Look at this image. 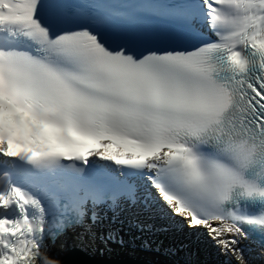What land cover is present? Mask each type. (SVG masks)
<instances>
[{
	"label": "snow or ice",
	"instance_id": "obj_1",
	"mask_svg": "<svg viewBox=\"0 0 264 264\" xmlns=\"http://www.w3.org/2000/svg\"><path fill=\"white\" fill-rule=\"evenodd\" d=\"M160 21L198 43L138 52ZM0 157L28 166L0 172V264H54L48 217L114 206L136 174L239 258L264 230V0H0Z\"/></svg>",
	"mask_w": 264,
	"mask_h": 264
},
{
	"label": "bare ground",
	"instance_id": "obj_2",
	"mask_svg": "<svg viewBox=\"0 0 264 264\" xmlns=\"http://www.w3.org/2000/svg\"><path fill=\"white\" fill-rule=\"evenodd\" d=\"M120 222H122V221H120ZM198 231V230H197ZM118 240V239H117ZM123 242V241H122ZM99 244L105 249V251L106 252H108V251H110V249H112V248H117V245L115 244V243H113V244H110V243H107V242H105V241H102V239H100L99 240ZM124 246H126L125 244H124ZM65 248H66V245L63 247V248H60V246H58L57 244L56 245H54L53 247H52V250H55L56 249V251H62V250H65ZM118 254V253H117Z\"/></svg>",
	"mask_w": 264,
	"mask_h": 264
},
{
	"label": "rangeland",
	"instance_id": "obj_3",
	"mask_svg": "<svg viewBox=\"0 0 264 264\" xmlns=\"http://www.w3.org/2000/svg\"><path fill=\"white\" fill-rule=\"evenodd\" d=\"M118 248H120L119 246H117V248H112V249H110V251H108L109 253H111V254H117L118 252H119V249ZM122 249V248H121ZM59 251V250H58ZM118 255H119V253H118ZM145 255V257H148L149 258V256H147V254H144Z\"/></svg>",
	"mask_w": 264,
	"mask_h": 264
},
{
	"label": "water",
	"instance_id": "obj_4",
	"mask_svg": "<svg viewBox=\"0 0 264 264\" xmlns=\"http://www.w3.org/2000/svg\"><path fill=\"white\" fill-rule=\"evenodd\" d=\"M77 256L79 257V258H81V259H84V264H90V262L89 261H87L85 258H83V256L82 255H80V254H77ZM139 264V263H138Z\"/></svg>",
	"mask_w": 264,
	"mask_h": 264
}]
</instances>
